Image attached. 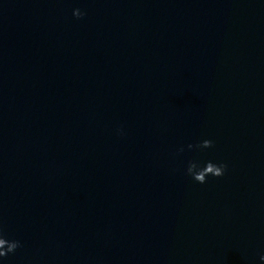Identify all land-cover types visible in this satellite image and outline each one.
I'll list each match as a JSON object with an SVG mask.
<instances>
[{
	"label": "clouds",
	"instance_id": "9594fccd",
	"mask_svg": "<svg viewBox=\"0 0 264 264\" xmlns=\"http://www.w3.org/2000/svg\"><path fill=\"white\" fill-rule=\"evenodd\" d=\"M86 15L85 12L81 11L79 8L73 10V16L76 19H81ZM119 134H123L122 129L117 130ZM214 147V142L210 139H204L201 142L193 145L189 144L188 148H197V149H209ZM180 152L183 151V148L179 149ZM227 164L220 162L214 163L212 161H207L201 166L195 161H189L186 168V174L191 176L192 179L200 184L207 182L209 176L214 178L222 177L226 170ZM23 245L19 240L8 239L2 224H0V258H7L10 254H15L18 248H21ZM261 260H264V255L260 257Z\"/></svg>",
	"mask_w": 264,
	"mask_h": 264
}]
</instances>
